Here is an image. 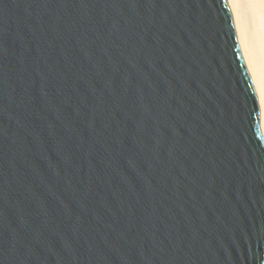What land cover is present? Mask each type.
<instances>
[{"label": "water", "instance_id": "obj_1", "mask_svg": "<svg viewBox=\"0 0 264 264\" xmlns=\"http://www.w3.org/2000/svg\"><path fill=\"white\" fill-rule=\"evenodd\" d=\"M263 262L227 0H0V264Z\"/></svg>", "mask_w": 264, "mask_h": 264}, {"label": "bare ground", "instance_id": "obj_2", "mask_svg": "<svg viewBox=\"0 0 264 264\" xmlns=\"http://www.w3.org/2000/svg\"><path fill=\"white\" fill-rule=\"evenodd\" d=\"M236 38L251 76L259 107V125L264 138V0H227ZM264 264V262H263Z\"/></svg>", "mask_w": 264, "mask_h": 264}, {"label": "snow or ice", "instance_id": "obj_3", "mask_svg": "<svg viewBox=\"0 0 264 264\" xmlns=\"http://www.w3.org/2000/svg\"><path fill=\"white\" fill-rule=\"evenodd\" d=\"M261 103H264V97H262V99H261Z\"/></svg>", "mask_w": 264, "mask_h": 264}]
</instances>
